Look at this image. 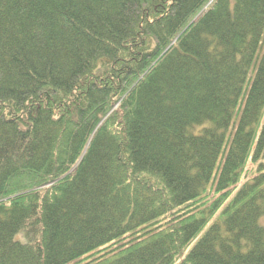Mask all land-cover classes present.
Returning <instances> with one entry per match:
<instances>
[{
    "label": "trees",
    "instance_id": "trees-1",
    "mask_svg": "<svg viewBox=\"0 0 264 264\" xmlns=\"http://www.w3.org/2000/svg\"><path fill=\"white\" fill-rule=\"evenodd\" d=\"M0 264H264V0H0Z\"/></svg>",
    "mask_w": 264,
    "mask_h": 264
},
{
    "label": "rangeland",
    "instance_id": "rangeland-1",
    "mask_svg": "<svg viewBox=\"0 0 264 264\" xmlns=\"http://www.w3.org/2000/svg\"><path fill=\"white\" fill-rule=\"evenodd\" d=\"M118 107V102L115 103V108ZM113 111V110H112ZM256 164L252 162L251 160L248 162L247 168H246V178H251L256 170Z\"/></svg>",
    "mask_w": 264,
    "mask_h": 264
}]
</instances>
